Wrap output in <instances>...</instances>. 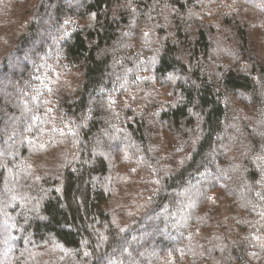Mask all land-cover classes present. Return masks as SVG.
<instances>
[{
	"label": "trees",
	"instance_id": "trees-1",
	"mask_svg": "<svg viewBox=\"0 0 264 264\" xmlns=\"http://www.w3.org/2000/svg\"><path fill=\"white\" fill-rule=\"evenodd\" d=\"M0 264H264V0H0Z\"/></svg>",
	"mask_w": 264,
	"mask_h": 264
}]
</instances>
